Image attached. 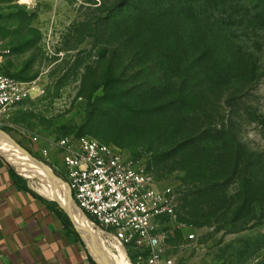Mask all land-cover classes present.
<instances>
[{
  "label": "rangeland",
  "instance_id": "obj_1",
  "mask_svg": "<svg viewBox=\"0 0 264 264\" xmlns=\"http://www.w3.org/2000/svg\"><path fill=\"white\" fill-rule=\"evenodd\" d=\"M0 48L32 87L4 129L25 153L56 174L50 141L110 143L171 189L169 264H264V0H0Z\"/></svg>",
  "mask_w": 264,
  "mask_h": 264
},
{
  "label": "built area",
  "instance_id": "obj_2",
  "mask_svg": "<svg viewBox=\"0 0 264 264\" xmlns=\"http://www.w3.org/2000/svg\"><path fill=\"white\" fill-rule=\"evenodd\" d=\"M31 88L30 83L5 72L0 48V132L8 124L10 110L31 97ZM31 139L38 143L40 137ZM50 145L62 158V168L56 169L76 207L91 216L87 218L94 227L124 247L139 248L138 257L145 264L170 263L164 256L165 235L159 223L171 203L170 188L159 187L145 166L110 143L79 136L62 137ZM50 149L44 148L46 157ZM188 238L195 239V233Z\"/></svg>",
  "mask_w": 264,
  "mask_h": 264
},
{
  "label": "crops",
  "instance_id": "obj_3",
  "mask_svg": "<svg viewBox=\"0 0 264 264\" xmlns=\"http://www.w3.org/2000/svg\"><path fill=\"white\" fill-rule=\"evenodd\" d=\"M29 174L0 153V264H98L72 213L34 190Z\"/></svg>",
  "mask_w": 264,
  "mask_h": 264
},
{
  "label": "bare ground",
  "instance_id": "obj_4",
  "mask_svg": "<svg viewBox=\"0 0 264 264\" xmlns=\"http://www.w3.org/2000/svg\"><path fill=\"white\" fill-rule=\"evenodd\" d=\"M0 153L8 159L16 168L25 172H32L39 176H30L36 180L34 190L40 194L58 202L62 207L69 210L78 225L81 234L87 238V243L92 255L100 264H130L125 254L124 246L115 240L111 243L105 232L96 229L88 218L69 200V191L64 183L53 176L50 167L38 160H34L7 135L0 133ZM40 164H38V162ZM18 165L19 167H17ZM35 182V181H34Z\"/></svg>",
  "mask_w": 264,
  "mask_h": 264
},
{
  "label": "trees",
  "instance_id": "obj_5",
  "mask_svg": "<svg viewBox=\"0 0 264 264\" xmlns=\"http://www.w3.org/2000/svg\"><path fill=\"white\" fill-rule=\"evenodd\" d=\"M183 148H184V146L183 147H180L179 150L180 149H183ZM233 148L235 150V152H234V157H235L234 167H235L237 165V163H238V159H240V155L242 154V151L244 150V146H242L241 144H239V142L235 138V136H233ZM189 151H190V148H186L185 150L182 151V154L183 155L182 154L181 155L182 156H188V152ZM248 166H249V164H248ZM192 170H193V168H192ZM58 175L61 176L60 174H58ZM249 176H251V174ZM206 191H208V189L205 190V189L198 188L197 192H195V193L197 194V197H198V195H199V197H203V195L204 196H207ZM187 214L189 216H191V217H196L197 212L195 210H192V208H191V210H188L187 211ZM86 215H87L88 218L92 219L90 215H88V214H86Z\"/></svg>",
  "mask_w": 264,
  "mask_h": 264
},
{
  "label": "water",
  "instance_id": "obj_6",
  "mask_svg": "<svg viewBox=\"0 0 264 264\" xmlns=\"http://www.w3.org/2000/svg\"><path fill=\"white\" fill-rule=\"evenodd\" d=\"M1 134H3V135H7L5 132H0ZM8 136V135H7ZM19 146V145H18ZM20 147V146H19ZM21 148V147H20ZM22 149V148H21ZM23 150V149H22ZM24 151V150H23ZM27 153V152H26ZM28 154V153H27ZM29 155V154H28ZM10 163V162H9ZM43 163V162H42ZM11 164V163H10ZM45 164V163H44ZM15 169H16V167L13 165V164H11ZM53 172V171H52ZM53 176L56 178V179H58L60 182H62V183H64V185L68 188V185H67V183L64 181V180H62L61 178H59L55 173H53ZM68 193H69V200L75 205V203H74V201H73V199H72V196H71V192H70V190H69V188H68ZM76 206V205H75ZM68 212V211H67ZM68 214L70 215V217L72 218V220H73V222L75 223V221H74V219H73V217H72V215L68 212ZM75 226H76V228L77 229H79L78 228V226L76 225V223H75ZM96 259V258H95ZM98 264H100L99 262H98Z\"/></svg>",
  "mask_w": 264,
  "mask_h": 264
}]
</instances>
